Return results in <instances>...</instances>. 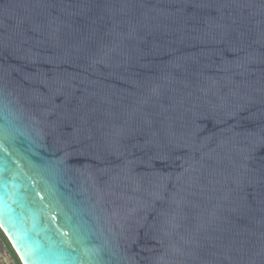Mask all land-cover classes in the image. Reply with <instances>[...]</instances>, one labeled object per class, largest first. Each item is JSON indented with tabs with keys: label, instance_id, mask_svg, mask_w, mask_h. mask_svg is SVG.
<instances>
[{
	"label": "water",
	"instance_id": "1",
	"mask_svg": "<svg viewBox=\"0 0 264 264\" xmlns=\"http://www.w3.org/2000/svg\"><path fill=\"white\" fill-rule=\"evenodd\" d=\"M0 228L22 264H264V0H0Z\"/></svg>",
	"mask_w": 264,
	"mask_h": 264
},
{
	"label": "flooded vegetation",
	"instance_id": "2",
	"mask_svg": "<svg viewBox=\"0 0 264 264\" xmlns=\"http://www.w3.org/2000/svg\"><path fill=\"white\" fill-rule=\"evenodd\" d=\"M19 260H20V258H19ZM20 262H21V260H20ZM0 264H18L15 257L11 253L7 243L5 242L3 237L1 236V234H0ZM21 264H22V262H21Z\"/></svg>",
	"mask_w": 264,
	"mask_h": 264
},
{
	"label": "trees",
	"instance_id": "3",
	"mask_svg": "<svg viewBox=\"0 0 264 264\" xmlns=\"http://www.w3.org/2000/svg\"><path fill=\"white\" fill-rule=\"evenodd\" d=\"M0 234H1V236L3 237V239L5 240V242L7 243L8 247H9L11 253L13 254V256L15 257L17 263H18V264H21V262H20V260H19V258H18V256H17V254L15 253V251H14V249L12 248V246H11L9 240H8L7 237L4 235V233H3V231H2L1 229H0Z\"/></svg>",
	"mask_w": 264,
	"mask_h": 264
},
{
	"label": "rangeland",
	"instance_id": "4",
	"mask_svg": "<svg viewBox=\"0 0 264 264\" xmlns=\"http://www.w3.org/2000/svg\"><path fill=\"white\" fill-rule=\"evenodd\" d=\"M1 229V228H0ZM2 230V229H1ZM3 231V230H2ZM4 233V232H3ZM4 235H5V233H4ZM6 236V235H5ZM8 239V238H7Z\"/></svg>",
	"mask_w": 264,
	"mask_h": 264
}]
</instances>
